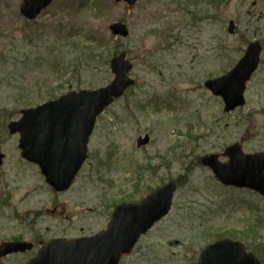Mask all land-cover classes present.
Segmentation results:
<instances>
[{
  "label": "rangeland",
  "instance_id": "rangeland-1",
  "mask_svg": "<svg viewBox=\"0 0 264 264\" xmlns=\"http://www.w3.org/2000/svg\"><path fill=\"white\" fill-rule=\"evenodd\" d=\"M22 3L0 0V242L24 239L35 248L5 261L26 263L54 238L93 235L117 204L177 179L171 212L120 264L194 263L222 238L244 243L264 264V196L224 186L201 160L215 153L226 162L235 143L247 154L264 150V0H139L132 7L55 0L33 21ZM116 21L128 25V37L111 33ZM88 40L101 46L94 60L83 48ZM254 41L263 45L261 64L247 82L245 106L227 113L203 84L231 69ZM121 51L136 83L98 117L87 161L58 194L21 157L19 134L7 126L25 108L107 85L111 58ZM146 133L150 143L138 148Z\"/></svg>",
  "mask_w": 264,
  "mask_h": 264
},
{
  "label": "water",
  "instance_id": "water-1",
  "mask_svg": "<svg viewBox=\"0 0 264 264\" xmlns=\"http://www.w3.org/2000/svg\"><path fill=\"white\" fill-rule=\"evenodd\" d=\"M54 0H23L21 12L35 19ZM125 1L133 6L139 0ZM230 22L229 32L235 30ZM115 35L127 37L129 29L123 22L110 26ZM260 41L249 44L243 58L225 75L209 79L206 86L213 95L222 96L225 111L229 112L245 104L246 82L260 62ZM126 52L111 59L114 79L106 86L95 89L70 91L58 99L22 110V117L9 124L11 134H20L19 148L22 157L38 164L47 182L57 191L71 186L74 176L87 158L88 143L97 117L115 99L135 84L130 76L133 64ZM150 135L138 139V146L146 145ZM231 160L222 163L216 155L203 159L216 176L226 185L249 187L264 195V152L244 154L239 145L228 148ZM3 155L0 153V163ZM177 182L170 181L148 195L140 203H124L117 206L107 229L90 237L54 239L25 264H119L123 254L132 251L139 236L171 211ZM33 245L27 242L0 243V264L6 256L25 252ZM198 262L191 264H260L253 253H247L243 243L221 239L208 245Z\"/></svg>",
  "mask_w": 264,
  "mask_h": 264
},
{
  "label": "trees",
  "instance_id": "trees-1",
  "mask_svg": "<svg viewBox=\"0 0 264 264\" xmlns=\"http://www.w3.org/2000/svg\"><path fill=\"white\" fill-rule=\"evenodd\" d=\"M213 1H215V0H213ZM195 4V3H194ZM85 43H88V45L87 46H85V47H83V46H81V47H83L84 49H90V53H91V55H88L89 56V58L88 59H90V60H94V58H95V56H94V52L95 51H97V49L96 48H98V47H101L96 41H94V42H92V41H87V42H85ZM96 47V48H95ZM96 49V50H95ZM80 58V57H79ZM54 96V95H53Z\"/></svg>",
  "mask_w": 264,
  "mask_h": 264
},
{
  "label": "flooded vegetation",
  "instance_id": "flooded-vegetation-1",
  "mask_svg": "<svg viewBox=\"0 0 264 264\" xmlns=\"http://www.w3.org/2000/svg\"><path fill=\"white\" fill-rule=\"evenodd\" d=\"M14 241H27V240H24V239H15ZM34 244V248H35V243L33 242Z\"/></svg>",
  "mask_w": 264,
  "mask_h": 264
}]
</instances>
